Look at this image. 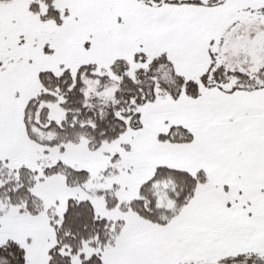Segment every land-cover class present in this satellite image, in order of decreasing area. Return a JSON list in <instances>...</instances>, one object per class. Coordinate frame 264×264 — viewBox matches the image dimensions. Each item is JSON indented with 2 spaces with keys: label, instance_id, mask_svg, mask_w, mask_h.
<instances>
[{
  "label": "snow or ice",
  "instance_id": "snow-or-ice-1",
  "mask_svg": "<svg viewBox=\"0 0 264 264\" xmlns=\"http://www.w3.org/2000/svg\"><path fill=\"white\" fill-rule=\"evenodd\" d=\"M0 264H264V0H0Z\"/></svg>",
  "mask_w": 264,
  "mask_h": 264
}]
</instances>
